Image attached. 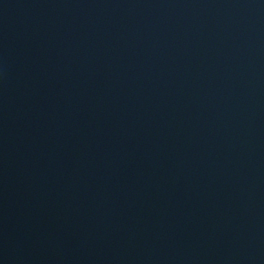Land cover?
Segmentation results:
<instances>
[{
    "label": "water",
    "instance_id": "water-1",
    "mask_svg": "<svg viewBox=\"0 0 264 264\" xmlns=\"http://www.w3.org/2000/svg\"><path fill=\"white\" fill-rule=\"evenodd\" d=\"M0 264H264V0H0Z\"/></svg>",
    "mask_w": 264,
    "mask_h": 264
}]
</instances>
